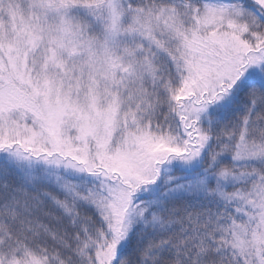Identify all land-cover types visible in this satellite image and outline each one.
Listing matches in <instances>:
<instances>
[{
	"label": "snow or ice",
	"instance_id": "obj_1",
	"mask_svg": "<svg viewBox=\"0 0 264 264\" xmlns=\"http://www.w3.org/2000/svg\"><path fill=\"white\" fill-rule=\"evenodd\" d=\"M0 264H264V0H0Z\"/></svg>",
	"mask_w": 264,
	"mask_h": 264
}]
</instances>
